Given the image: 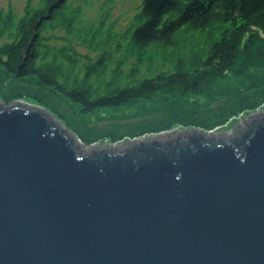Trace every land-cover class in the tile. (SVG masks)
I'll use <instances>...</instances> for the list:
<instances>
[{"label":"water","instance_id":"1","mask_svg":"<svg viewBox=\"0 0 264 264\" xmlns=\"http://www.w3.org/2000/svg\"><path fill=\"white\" fill-rule=\"evenodd\" d=\"M49 116L0 102V264H264V114L90 152Z\"/></svg>","mask_w":264,"mask_h":264},{"label":"trees","instance_id":"2","mask_svg":"<svg viewBox=\"0 0 264 264\" xmlns=\"http://www.w3.org/2000/svg\"><path fill=\"white\" fill-rule=\"evenodd\" d=\"M137 1V0H136ZM91 0H27L16 17L0 11V99L45 107L85 145L206 131L264 103V0H138L132 21L115 30L106 0L82 22ZM58 27L96 50L51 46ZM51 30V32L49 31ZM7 40H1L4 33ZM50 32V33H49ZM121 51L137 63L124 69ZM172 67L143 75V60ZM101 111L120 118L98 125ZM128 112H132L131 114Z\"/></svg>","mask_w":264,"mask_h":264},{"label":"rangeland","instance_id":"3","mask_svg":"<svg viewBox=\"0 0 264 264\" xmlns=\"http://www.w3.org/2000/svg\"><path fill=\"white\" fill-rule=\"evenodd\" d=\"M27 0H0V11H7L8 9H12L15 16L18 17L21 15L22 13V9L23 6L25 5ZM106 0H91V4L84 6V11L82 14V22H87L88 20L92 19H96L97 18V14H98V10L100 9V6L102 3H104ZM34 4L37 5L36 3H39L40 0H34ZM138 3V0H115V2H113L112 4H110L109 2H107V4H109V8L102 10L103 13L106 12H110V16L109 19L107 20V23L109 21L114 23V28L115 30H120L124 27H126V25H128L132 19H133V15L136 12V5ZM51 32V30H49ZM49 32V33H50ZM52 35L54 36L52 38V40H50L48 43L51 46H62V45H67L69 44L68 40L70 41V44L74 45L80 52L82 53H87L88 55L95 57L97 54L96 50H91L90 46L84 44L82 41H80L75 35H69L65 32L64 29L58 27L55 31L51 32ZM8 39V33L5 32L3 38H1V40H7ZM118 55L117 58H124L126 57L127 59L125 60L124 63V69L128 70L130 69L131 66L136 65L137 63V59L135 55H131L128 54L127 51H121L120 53L116 54ZM172 67V65L168 62H165L163 60V58L161 56L158 55H154V63L152 64L149 60L144 59L142 64H140V71L141 74L143 75H148V74H154L157 71H159L160 69L163 70H168ZM21 101H12L10 103H4L1 99L0 102L3 104H7V105H15V104H21L23 105V103H28V104H37L35 102H32L30 100H26V99H18ZM40 105V104H37ZM41 106V105H40ZM43 107V106H42ZM45 111H49L44 107ZM50 112V111H49ZM101 114H99L100 117V121L97 122V124L100 125H104V124H108L109 121H113L116 120L117 118H120L119 115L117 116V112L114 111H101ZM131 114L132 112H128V114ZM264 114V103L257 109L252 110V111H246L243 112L242 114H240L237 117H233L231 118L228 122H226L223 126L218 127L217 129L213 130L214 134L216 133H230L233 132L243 126H246L252 122H254L256 119H258L260 116H262ZM50 115H52L51 117V121L54 123V125L56 127H61L60 129L64 130L65 133L68 131L70 132L72 135H74V137L76 139H79V137L73 132V130H71L70 128H68V126L66 124H64L62 121H60L54 114H52L50 112ZM50 118V116H49ZM176 131V134H183L181 132L188 130H191V127H181V126H177L172 128L169 131L166 132H171V131ZM147 136L150 137H156L158 136V134H149V135H144L142 137H138V138H125L117 143H111L107 140H103V141H99L96 143H93L91 145H85L81 142V140L79 141L81 143L82 146H84L85 148H91V147H100L101 145H103L104 143H109L112 145H118L121 144L123 142H130L132 140H141L143 141ZM71 139V138H70ZM78 141V140H77ZM75 145L78 147V145L75 143ZM79 148V147H78ZM79 151H82L79 148Z\"/></svg>","mask_w":264,"mask_h":264},{"label":"bare ground","instance_id":"4","mask_svg":"<svg viewBox=\"0 0 264 264\" xmlns=\"http://www.w3.org/2000/svg\"><path fill=\"white\" fill-rule=\"evenodd\" d=\"M52 117L50 116V119H51ZM59 128H61V127H59ZM189 131L188 130H185V131H183V132H181V133H188ZM175 133V134H174ZM202 134H204V133H202ZM205 134H207V133H205ZM211 134H214V133H211ZM66 135L69 137V138H71L72 139V141L74 142V144L76 143L77 145H78V147L82 150V152H90V151H94V150H98V149H102V148H106V147H110V146H117V145H112V144H109V143H104L103 145H101L100 147H91V148H85L84 146H82L81 145V143L79 142V141H77V139L76 138H74V136L70 133V132H66ZM171 136V135H177L176 134V131L174 130V131H171V132H167V133H164L162 136H159V137H164V136ZM158 137V136H157ZM157 137H146L145 138V140H148V139H152V138H157ZM130 143H132V142H123V143H121V144H118V145H124V144H130Z\"/></svg>","mask_w":264,"mask_h":264}]
</instances>
